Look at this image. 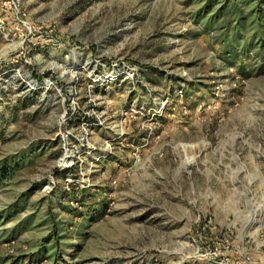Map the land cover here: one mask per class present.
<instances>
[{"label": "rangeland", "instance_id": "1", "mask_svg": "<svg viewBox=\"0 0 264 264\" xmlns=\"http://www.w3.org/2000/svg\"><path fill=\"white\" fill-rule=\"evenodd\" d=\"M3 172L0 264H264V0H0Z\"/></svg>", "mask_w": 264, "mask_h": 264}, {"label": "trees", "instance_id": "2", "mask_svg": "<svg viewBox=\"0 0 264 264\" xmlns=\"http://www.w3.org/2000/svg\"><path fill=\"white\" fill-rule=\"evenodd\" d=\"M221 12H223V10H220L219 14H220ZM228 13L234 15V18H235L237 21H240V19H243V18H244V14H242L243 12H242V10L239 8V6H236V8H233V10H231V11L229 10ZM219 14H217V15H219ZM242 15H243V16H242ZM214 17H215V16H214ZM212 19H213V18H212ZM236 28H237V30L239 31V29H240V28H239V25H237ZM250 37L254 38L253 35H251ZM243 38H244V37H243ZM247 42H248V41H247ZM248 44H249V42H248ZM8 174H9V173H5V172L0 173V180L5 179V178L7 177Z\"/></svg>", "mask_w": 264, "mask_h": 264}, {"label": "bare ground", "instance_id": "3", "mask_svg": "<svg viewBox=\"0 0 264 264\" xmlns=\"http://www.w3.org/2000/svg\"><path fill=\"white\" fill-rule=\"evenodd\" d=\"M264 209H261L260 212H263ZM263 214V213H262ZM257 224H260L261 222V218L259 217L258 220L255 221ZM253 225V224H252ZM258 228H260V226L258 225Z\"/></svg>", "mask_w": 264, "mask_h": 264}]
</instances>
